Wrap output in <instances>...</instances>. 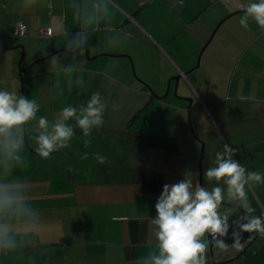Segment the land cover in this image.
<instances>
[{
  "label": "crops",
  "instance_id": "crops-1",
  "mask_svg": "<svg viewBox=\"0 0 264 264\" xmlns=\"http://www.w3.org/2000/svg\"><path fill=\"white\" fill-rule=\"evenodd\" d=\"M240 2L0 0V87L45 101L53 117L93 91L108 102L101 127L88 136L76 128L69 145L48 158L35 153L32 139L23 162L0 154L4 179L28 184L30 203L40 210L36 243L0 254L1 264H141L155 246L151 217L162 184L183 172L200 180L199 144L181 122L167 126L155 111L142 131L132 129L146 108L171 95L176 80L181 100L193 91L199 96L191 106L207 123L196 121L207 150L203 167L227 143L246 167L264 171V33L254 21L249 29L239 25ZM19 23L23 35L13 32ZM45 28L52 33L42 34ZM95 153L106 161L97 162ZM40 160L61 172L43 174L33 167ZM249 193L253 206L264 209V184ZM240 245L213 243L216 264H264V236L238 256L246 247Z\"/></svg>",
  "mask_w": 264,
  "mask_h": 264
},
{
  "label": "clouds",
  "instance_id": "clouds-1",
  "mask_svg": "<svg viewBox=\"0 0 264 264\" xmlns=\"http://www.w3.org/2000/svg\"><path fill=\"white\" fill-rule=\"evenodd\" d=\"M237 7L242 10L238 20L242 28L249 29L250 21H254L264 33V0H241ZM109 42L118 44L117 36L110 37ZM82 52L80 45L79 55ZM71 70L69 65L66 71ZM107 106L106 98L97 90L78 105L65 103L59 116L49 119L38 115L40 104L20 88L0 87V154L23 162L22 150L31 137L35 153L48 158L69 145L76 128L88 136L101 127ZM235 153L236 149L227 143L223 150L216 151L203 167V182L183 172L180 179L162 184L151 217L155 246L140 257L141 264H208L210 243L226 247L230 228L236 247H241L239 237L245 232L264 236V210L257 214L249 199L250 187L264 184V171L246 167ZM94 155L99 163L107 159L100 153ZM87 157V152L82 153V159ZM30 200L28 184L20 179L6 180L0 173V254L36 243L40 210ZM232 208L241 211L233 217ZM16 221H22L23 226Z\"/></svg>",
  "mask_w": 264,
  "mask_h": 264
},
{
  "label": "rangeland",
  "instance_id": "rangeland-1",
  "mask_svg": "<svg viewBox=\"0 0 264 264\" xmlns=\"http://www.w3.org/2000/svg\"><path fill=\"white\" fill-rule=\"evenodd\" d=\"M196 64V63H195ZM21 68H23L21 66ZM134 71L135 74L133 73V69H132V73L134 74V76L137 77L136 74V70L134 67ZM168 85L169 83L167 82L166 84V90L165 92L168 91ZM177 80L176 82L173 84V91L171 93V95L166 96V93H164V95L166 96V98L163 99V103L159 104L156 103L155 101V105H150L148 108H146V110L143 111V113L141 114L140 118H139V122L136 121L138 127H136L137 125H133L132 129H137L138 131H142L144 126L146 125V123H148V118L151 117V115L155 112V115L161 119V121L167 123V126L170 125H175L178 123H182L183 124V128L185 129V131L187 132L188 136L193 138V140H195V143L198 145L199 147V151L197 153H195V160L196 161V176L197 178L199 177L200 179V168H199V158H200V153H201V147H202V142H204V151H203V160H202V171H203V162H204V156H205V152L207 153V150H205V141L204 138L201 137V135L203 136V134H201L197 128H196V121H200L203 126H207V123L205 122V120L203 119L204 117H199L195 114L194 110L192 111V101L195 100V104H197V102L199 103V96L197 94H195V92L193 91L192 95L190 98H187L186 100H181L180 96L177 95L175 93V90L177 89ZM21 86V90H22V85L20 83ZM170 86V85H169ZM176 96V97H175ZM178 98V99H177ZM45 101L42 102V104H40V110L38 112L39 114H44L47 115L49 117V119H55L56 117H58L57 115H55L54 117L52 115H50V109L49 107L44 103ZM208 105V104H207ZM205 103L202 104V106L206 109H208ZM190 106V108L188 109V107ZM177 107V109H176ZM179 107H186L187 109L185 111H180L178 110ZM142 119V121H141ZM139 126L140 129H139ZM31 139V137H29V140ZM29 146V143H28ZM40 163H35V166L33 165L34 168H37L38 170H40L43 174L45 173H56V172H61L59 169H57V167H51L52 162H50L49 160H40ZM57 162L55 161L54 164H56ZM48 165V167H46ZM204 181V177H202V182ZM250 193H249V198H250ZM228 205H224L223 208L227 209ZM258 210H264L262 206H258L256 207ZM239 243L241 244V242L239 241ZM234 243L228 244L226 245L228 246H232ZM215 252V251H214ZM0 264H1V260H0Z\"/></svg>",
  "mask_w": 264,
  "mask_h": 264
},
{
  "label": "water",
  "instance_id": "water-1",
  "mask_svg": "<svg viewBox=\"0 0 264 264\" xmlns=\"http://www.w3.org/2000/svg\"><path fill=\"white\" fill-rule=\"evenodd\" d=\"M237 13V12H236ZM217 29V28H216ZM215 29L214 33L217 31ZM212 39V37H211ZM210 39V40H211ZM202 53H203V50L200 52V55L198 57V62H197V67H199L200 65V59H201V56H202ZM187 75V73H186ZM203 151H204V142H202V147H201V153H200V161H199V168H200V181L202 182V158H203ZM235 217V216H233ZM243 222H246V221H243ZM236 225H233V227H235ZM260 235L258 234H250V233H247L245 232L242 236L239 237V241L240 242H245L246 240H249L252 238L251 242L254 241L256 238H258ZM225 240H226V244H231L233 243V239H232V232H231V228L229 229V233L228 235L225 237ZM213 243H215L214 241L210 243L209 247H210V252H211V255H212V262L211 264H216L215 262V257H214V249H213ZM249 245V244H248ZM248 245L243 249L241 250V252L239 253L238 256L242 255L243 252L246 250V248L248 247Z\"/></svg>",
  "mask_w": 264,
  "mask_h": 264
},
{
  "label": "built area",
  "instance_id": "built-area-1",
  "mask_svg": "<svg viewBox=\"0 0 264 264\" xmlns=\"http://www.w3.org/2000/svg\"><path fill=\"white\" fill-rule=\"evenodd\" d=\"M13 32L16 35H23L26 32V26L22 23H19L15 26ZM41 33L44 35H50L52 33V30L50 28H45L41 30Z\"/></svg>",
  "mask_w": 264,
  "mask_h": 264
},
{
  "label": "flooded vegetation",
  "instance_id": "flooded-vegetation-1",
  "mask_svg": "<svg viewBox=\"0 0 264 264\" xmlns=\"http://www.w3.org/2000/svg\"><path fill=\"white\" fill-rule=\"evenodd\" d=\"M251 240H252V238L249 239V240H246V241H245V246H247L248 244L252 243Z\"/></svg>",
  "mask_w": 264,
  "mask_h": 264
},
{
  "label": "trees",
  "instance_id": "trees-1",
  "mask_svg": "<svg viewBox=\"0 0 264 264\" xmlns=\"http://www.w3.org/2000/svg\"><path fill=\"white\" fill-rule=\"evenodd\" d=\"M241 211V210H240Z\"/></svg>",
  "mask_w": 264,
  "mask_h": 264
}]
</instances>
